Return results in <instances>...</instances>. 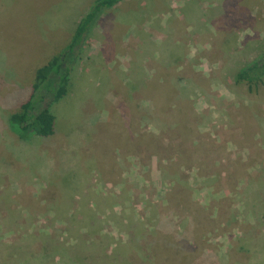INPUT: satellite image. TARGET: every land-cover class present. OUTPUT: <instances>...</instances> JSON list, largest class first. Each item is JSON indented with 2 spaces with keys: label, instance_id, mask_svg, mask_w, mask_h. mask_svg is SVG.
<instances>
[{
  "label": "rangeland",
  "instance_id": "rangeland-1",
  "mask_svg": "<svg viewBox=\"0 0 264 264\" xmlns=\"http://www.w3.org/2000/svg\"><path fill=\"white\" fill-rule=\"evenodd\" d=\"M94 0H0V264H264V0H120L52 105L9 116ZM77 56V55H76Z\"/></svg>",
  "mask_w": 264,
  "mask_h": 264
},
{
  "label": "trees",
  "instance_id": "trees-1",
  "mask_svg": "<svg viewBox=\"0 0 264 264\" xmlns=\"http://www.w3.org/2000/svg\"><path fill=\"white\" fill-rule=\"evenodd\" d=\"M120 0H94L76 25L67 44L45 65L35 71L31 91L21 103L20 109L10 114V130L22 140L47 137L54 134L55 116L52 105L62 99L70 80V69L78 57L82 43L103 10ZM77 55V56H76ZM234 79L248 88L264 79V53L236 72Z\"/></svg>",
  "mask_w": 264,
  "mask_h": 264
}]
</instances>
